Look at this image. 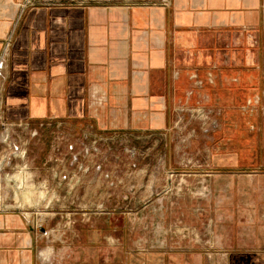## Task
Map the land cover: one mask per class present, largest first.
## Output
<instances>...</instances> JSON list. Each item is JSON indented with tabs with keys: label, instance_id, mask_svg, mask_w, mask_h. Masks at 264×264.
Listing matches in <instances>:
<instances>
[{
	"label": "crops",
	"instance_id": "obj_1",
	"mask_svg": "<svg viewBox=\"0 0 264 264\" xmlns=\"http://www.w3.org/2000/svg\"><path fill=\"white\" fill-rule=\"evenodd\" d=\"M0 60L1 138L54 124L77 148L112 134L169 147L178 126L195 130L182 218L155 220V249L0 208V264H264V0H0Z\"/></svg>",
	"mask_w": 264,
	"mask_h": 264
},
{
	"label": "rangeland",
	"instance_id": "obj_2",
	"mask_svg": "<svg viewBox=\"0 0 264 264\" xmlns=\"http://www.w3.org/2000/svg\"><path fill=\"white\" fill-rule=\"evenodd\" d=\"M35 129L37 135L32 136ZM187 134L183 128L173 133L169 147L160 146L166 141L162 138H156L159 141L157 143L152 137H146L142 143L137 144V139L130 135L129 138L126 137L128 141L121 135H104L98 138L97 150L87 156L79 155V160L71 164L72 155L68 149V145L72 143L70 130L63 126L56 127L54 124L33 128L16 127V133H11L9 140L13 139L20 145L19 151L0 141V208L12 211L21 209L25 213L30 211V220H34V224L39 220L50 227L55 226L57 222L74 226L77 223H90L106 232L107 237L113 236L104 238L107 242L116 244L119 242L115 240L119 237L118 234H125L130 237V241L143 238L147 247L155 249L152 244H155L159 231L155 228V220L170 222L182 218L183 195L182 191L178 190L183 188L179 181L183 178L184 166L180 162L186 150L183 147L190 142ZM57 143H60L61 151L55 149ZM172 144H175L174 148L170 147ZM176 144L180 145L179 149ZM74 151L79 152L81 149L75 147ZM15 154L19 156L14 157ZM3 155H6V158L10 156L13 161L6 164L2 159ZM20 156L29 164L25 168L26 173L22 170L26 163ZM167 158L173 162L171 169L170 165L165 164ZM42 159H47V164H41ZM98 165L102 166V170L97 169ZM173 169L177 171H169L174 180H170L169 189L166 175L169 174L167 170ZM29 171L38 189L45 188L46 192L42 190L45 196L40 202L21 205V193L26 188L21 186L22 181L19 183L10 180L17 172L26 177ZM64 172L85 176L79 181L61 180L60 174ZM106 173L110 178L105 177ZM135 174H142L144 177L137 181ZM24 182H27L26 178ZM204 185V188L201 187L198 191L206 198L210 193L206 184ZM155 190L161 193L160 196L155 195ZM16 191L20 192L19 198ZM158 198L161 201H158ZM167 202L169 207L174 209L169 214L166 210H161L166 208ZM46 251L47 249L41 250L43 256Z\"/></svg>",
	"mask_w": 264,
	"mask_h": 264
},
{
	"label": "built area",
	"instance_id": "obj_3",
	"mask_svg": "<svg viewBox=\"0 0 264 264\" xmlns=\"http://www.w3.org/2000/svg\"><path fill=\"white\" fill-rule=\"evenodd\" d=\"M31 1V0H28V2ZM25 7L27 6V4L24 5ZM4 64V61L3 60H0V68H2ZM211 111L210 110H205L204 108H201V107H198L197 109H195L193 111V116H195L196 118L198 119H201L203 121L202 123V131L204 133H208L214 129H216L218 126H219V122L216 118H213L211 116ZM178 128L182 129L181 127L178 126ZM191 136H194L195 134V130L193 129L191 132H190ZM0 135L4 136L3 133H1ZM37 135V129H35V131L32 132V136H35ZM190 135L188 137H191ZM8 136L6 135L5 137L1 138L0 137V140L3 141V142H6L8 140ZM98 143V139H95V141L93 142L92 145H89V144H83L82 147L80 148L81 151L77 152V151H74L75 150V144L74 143H71L68 145V149L70 150L71 152V155H72V159L70 160L71 164H74L75 162H77L79 160V155L83 154L84 156H87L89 154H92L94 152V150H97V146L96 144ZM11 148H14L13 150L15 151H19L20 150V145H17L16 143H13L12 147ZM55 149L57 151H61V146H60V143H57L55 144ZM14 154V153H13ZM56 160H59V158H56ZM4 161V160H3ZM11 160L8 161L7 164H10ZM25 168L28 167V164H26L24 166ZM80 168H83V166H80ZM97 169L98 170H102V166L101 165H98L97 166ZM75 177V173H73L72 175L64 172V173H61L60 174V179L61 180H73ZM105 177L106 178H110V175L108 173L105 174ZM26 216L31 219L30 216H28L26 214ZM31 223L38 227V226H42L43 223H40L42 221H37L36 224H34V220H30Z\"/></svg>",
	"mask_w": 264,
	"mask_h": 264
},
{
	"label": "bare ground",
	"instance_id": "obj_4",
	"mask_svg": "<svg viewBox=\"0 0 264 264\" xmlns=\"http://www.w3.org/2000/svg\"><path fill=\"white\" fill-rule=\"evenodd\" d=\"M16 155V154H15ZM16 156H19V154H17ZM22 157V156H20ZM25 166V165H24ZM22 167V170L25 171V173L27 172L25 167ZM30 172V171H29ZM27 179V182H24V179ZM10 181H14V182H19L22 181V187L23 188H26V190H23L22 191V198L21 200L23 201H20L22 202L21 205H26V204H32L34 205V202L36 203L37 201L40 202V199H42L44 196H45V188L43 189H38V185L37 183L34 181V178L31 174V172L28 174L27 173V176H21L18 172L14 175V177L10 180ZM34 183V184H33ZM19 185V184H17ZM22 188V189H23ZM20 189V190H22ZM37 189V190H36ZM40 190V191H39ZM42 190H44L45 192H43ZM17 192V191H16ZM19 194L20 192H17V195H18V198H19ZM24 202V204H23ZM38 205V204H37ZM31 212L30 211H27V215L31 217Z\"/></svg>",
	"mask_w": 264,
	"mask_h": 264
}]
</instances>
